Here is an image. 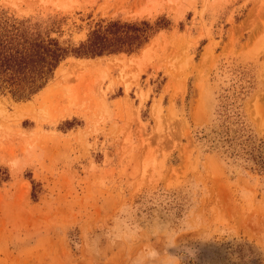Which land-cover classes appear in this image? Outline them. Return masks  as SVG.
I'll return each mask as SVG.
<instances>
[{"label": "rangeland", "instance_id": "obj_1", "mask_svg": "<svg viewBox=\"0 0 264 264\" xmlns=\"http://www.w3.org/2000/svg\"><path fill=\"white\" fill-rule=\"evenodd\" d=\"M0 11L72 44L99 20L170 23L134 54L65 59L28 101L0 95V264H264V172L245 153L264 140V0Z\"/></svg>", "mask_w": 264, "mask_h": 264}, {"label": "trees", "instance_id": "obj_2", "mask_svg": "<svg viewBox=\"0 0 264 264\" xmlns=\"http://www.w3.org/2000/svg\"><path fill=\"white\" fill-rule=\"evenodd\" d=\"M55 25L52 22L49 28L43 27L30 18L0 11V95H8L15 102L28 101L47 86L65 59L134 54L170 23L164 17L152 21L99 20L78 44L61 43L52 36L58 32ZM247 149L251 167L264 172V140L251 143ZM6 180L7 175L0 178ZM30 184L33 190V181ZM236 247L240 251L243 245Z\"/></svg>", "mask_w": 264, "mask_h": 264}, {"label": "bare ground", "instance_id": "obj_3", "mask_svg": "<svg viewBox=\"0 0 264 264\" xmlns=\"http://www.w3.org/2000/svg\"><path fill=\"white\" fill-rule=\"evenodd\" d=\"M28 106V107H26ZM24 108L18 109L19 111L17 112V116L19 118H21L22 116H24L25 114L28 115L29 111L33 114L31 106L30 105H26Z\"/></svg>", "mask_w": 264, "mask_h": 264}]
</instances>
